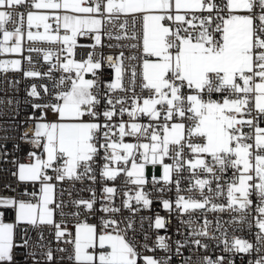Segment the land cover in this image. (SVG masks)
Segmentation results:
<instances>
[{"label":"snow or ice","instance_id":"obj_1","mask_svg":"<svg viewBox=\"0 0 264 264\" xmlns=\"http://www.w3.org/2000/svg\"><path fill=\"white\" fill-rule=\"evenodd\" d=\"M28 3L35 11L26 14L27 28L37 31H27V39L61 44L60 53L67 55L62 59L57 55V64L52 65L48 73L27 70L24 76L50 77L56 69L69 74L60 77L57 87L69 81L70 86L57 91L52 103L33 104V108L41 110L40 120L34 125L33 143L42 148L46 158L30 152L33 162L18 166V179L40 183L39 193L30 194L36 202L0 198V207L13 208L17 223L53 225L56 238H63L66 229L53 220L50 205L54 203V185L47 170L52 169L55 179L60 181L84 177L95 181L92 165L100 149H104L101 177L115 180L123 173L127 182L138 188L134 196L127 191L124 193L123 207L133 212L139 209L132 208V200L143 208L152 203L143 191L147 183L145 168L149 164L160 165L162 169L159 177H152L153 184L175 183L178 192L175 210L181 214L205 209L210 199L179 195L180 172L190 170L196 177L192 188L203 193L205 188L211 191L212 181L199 178L198 172L207 173L219 182L222 177L217 171L234 169L233 178L226 185L227 204L213 203L211 210L244 213L253 205L250 197L255 193L258 197L256 227L259 229L256 239L264 241V126H261L264 121V0H0V54L21 53L24 14L17 13L14 18L13 10ZM45 9L54 11H39ZM120 16L126 18L119 25L122 34L115 37L111 32L106 34L109 39L140 41L139 45L130 47H139L141 55L128 57L129 61L139 62L128 65H125L123 52L107 57L109 68L114 70V78L106 83L105 95L110 107L98 113L100 99L94 89L100 87L96 73L102 69L104 57L94 59L95 53L90 52L87 59L77 61L73 58L74 49L78 46L77 37L90 35L95 41L92 48L103 47L102 29ZM127 18H131V36L127 31ZM138 19L142 21L140 36L136 35ZM50 20L55 21V28ZM9 23L17 26L10 31L7 29ZM10 41H13L11 46ZM28 51H43L45 62H51L55 54L51 49L30 47ZM27 59L31 63V57ZM9 68L21 70V60L0 61V70ZM87 73L93 78H85ZM41 87L45 93L49 92L47 87ZM116 91L131 95L113 101L111 93ZM145 92L147 95H143ZM211 93L226 95L220 101L212 99ZM29 95L39 98L35 84ZM129 100L128 107L117 109V105ZM48 110L55 114L54 121L45 119ZM125 114L130 122L121 119L112 123L114 117ZM100 115L105 119L104 124L97 122ZM141 116L156 123L136 122ZM85 117L91 119L85 120ZM244 128L249 131L245 132ZM101 132L104 143L98 139ZM27 136L25 133L24 137ZM126 137H134L137 142H125ZM141 138L147 142H139ZM185 149L191 153L187 159ZM165 158L172 159L173 163H165ZM116 191L115 187H104V198L111 200ZM159 191L163 192L164 188ZM223 191L217 183L216 196ZM74 203L89 212L94 211L95 199ZM161 204L169 212L174 210L169 200H162ZM101 211L116 213L120 209L104 206ZM133 227L129 220L122 229L115 218L105 219L102 230L86 222L79 223L74 239L67 241L73 244L71 258L75 264H138V259L143 264H161L152 256H140L127 236V230ZM154 227L165 228L164 218L157 216ZM207 227L205 220L200 231L190 234L207 236ZM193 243L201 246L199 239ZM16 246L14 225L0 222V264H12ZM156 246L164 250L169 248L163 236H157ZM181 247L177 242V253ZM225 248L248 252L254 245L236 238L231 245L225 240ZM256 250L259 251L258 246ZM45 256L48 261L54 259L51 251ZM221 259L215 264H221ZM257 264H264V257Z\"/></svg>","mask_w":264,"mask_h":264},{"label":"built area","instance_id":"obj_2","mask_svg":"<svg viewBox=\"0 0 264 264\" xmlns=\"http://www.w3.org/2000/svg\"><path fill=\"white\" fill-rule=\"evenodd\" d=\"M31 4H25L18 9L13 10V16L16 17L17 13L24 14L23 31L25 33L22 39V51L19 53L21 60V70H12L9 68L7 71L0 70V197L10 198L15 200H36L30 195L33 192L39 193L40 183L20 181L18 179V165L21 162H32L33 158L29 156L30 152H36L42 157V148L33 143V131L35 120L40 119L41 110L33 108V104L52 103L55 100L57 91L66 90L70 86V81L66 82L64 86L57 87L58 81L61 76H68L69 74L63 73L59 70L53 69L51 76L42 75L40 77H25L24 71L35 70L42 74L48 73L50 67L57 64V55L61 59L66 53H60L63 47L61 44H51L48 42L36 41L32 42L27 39L26 33L28 30L26 24V14L32 11ZM199 15V13H197ZM207 15V13H204ZM124 16L119 19H114L111 23L106 24L101 32V41L103 47L97 46L95 49L91 47L95 43L92 36L77 37V47L74 49V59L77 61L85 60L90 52H94V59H99L101 55L104 57L102 69L96 73V78L100 81V87L94 89L98 95L100 103L97 105V112L102 113L106 108L110 107L107 104L108 97L105 95L107 92L106 83L114 78V70L109 68L107 57L109 55L116 56L121 52L124 53L125 65L129 63L137 64L138 61H129L128 57L136 55L140 56L141 51L138 48H132V44H140V41L133 39L116 40L109 39L106 33L111 32L113 37L121 35L122 30L119 25L125 20ZM128 19V35H132L131 18ZM52 27L55 28L54 20L49 21ZM17 25L9 23L8 30H13ZM33 30H37L33 28ZM40 30H43L42 28ZM39 30V31H40ZM142 31V21L137 20L136 35L140 36ZM63 30H61V34ZM1 40V35H0ZM13 41L9 42V46ZM111 45V47H109ZM117 45H124L119 47ZM40 48L42 50L51 49L55 54L51 62L43 60V51L29 52V48ZM28 57H31L29 63ZM10 60L9 54H0V61ZM74 76V73L72 74ZM89 79L93 76L88 73ZM127 78V77H126ZM36 85L40 93L39 98H34L29 95L32 85ZM48 88L49 92L45 93L44 88ZM188 91V90H185ZM137 92L139 88L137 87ZM131 93L116 91L111 93V98L115 101L117 98L130 96ZM147 95V92L143 93ZM226 93H211L212 99L222 101ZM208 98V94L205 95ZM131 101L129 100L124 105H117L120 107H128ZM46 120H55L56 116L51 110H48ZM85 120L91 119L85 117ZM130 122V118L125 114L123 117H114L112 123H118L120 120ZM100 124L105 123L102 115L98 117ZM138 123L149 124L156 123L150 121L147 117L141 116L137 119ZM264 121L261 122V125ZM245 132L249 131L248 128L243 129ZM28 133L27 138L24 134ZM99 142L104 143L103 132L100 133ZM115 139V137H114ZM125 142L136 143L134 137H126ZM139 142H147L143 138ZM191 156V153L185 149V158ZM211 162V158L207 157ZM165 163L172 164L173 160L165 158ZM105 163L104 149H100L99 155L95 158V163L92 165L95 181L84 177L80 180L55 179L56 173L49 169L47 174L52 176L51 183L54 185L53 200L54 203L50 205L53 209V220L55 224H60L62 229H66L65 236L61 239L56 238V228L53 225L39 224L33 226L26 223H17L14 215L13 208L0 207V219L10 220L14 225V242L17 245L13 249L12 264H55L57 262H70L74 263L71 258L73 256V244L67 241L73 240L75 237L76 224L80 221L90 222L95 225L98 230L103 229V221L105 219L115 218L120 221V227L126 228L129 220L133 222V229L127 230L128 239L136 246L137 252L141 257L152 256L154 259L160 261L162 264H207L212 261L213 264L217 259H221V264H255L261 257H264V241L258 242L256 237L259 229L256 227V219L258 213L255 211L258 197L253 193L250 199L253 205L244 213H239L232 210L226 211H212L211 204H227L226 185L233 178L234 169H227L225 172L217 175L222 179L217 182L212 176L207 173H197L199 178H207L212 181L209 191L208 188L201 190L192 188L195 183L196 177L193 176L190 170H184L178 174L180 181L179 195L185 197H192L194 199H201L202 196H207L210 203L205 209H198L192 212L181 214L175 210V200L178 195L175 183L169 185L153 184L152 177L161 175L162 169L160 165L153 166L147 165L145 168V177L147 183L143 186V191L148 194L151 200V205L148 208H143L141 205L136 204L135 200L131 201L132 208L139 209L138 211H131L123 207L125 199L124 193L127 191L130 195L134 196L138 188L135 185L127 182L125 174L121 173L115 180H105L101 177L100 172ZM115 167V165H113ZM185 169L187 166L185 165ZM177 174L174 173V177ZM217 183L224 189L222 195L216 196ZM115 187L116 194L111 199H105L103 193L104 187ZM163 187L164 191L159 189ZM189 189H192L189 191ZM95 199L94 211H87L83 206H77L74 202L78 200H92ZM162 200H169L173 203V211L165 210L161 204ZM59 205V207H56ZM111 206L119 208L120 211L116 213L103 212L102 207ZM164 218L165 228L156 229L154 227V220L156 216ZM208 221V235L197 236L190 233L200 231L204 221ZM191 221V223H189ZM111 231V229H108ZM264 235V234H262ZM157 236H163L168 243V250L158 248L156 246ZM236 238L246 240L248 243L253 244L254 248L248 252H238L234 249L227 251L225 248V240L231 245L232 241ZM199 239L201 246L193 243L194 240ZM177 242H180L182 247L177 253ZM147 245V248L145 247ZM206 245V247L204 246ZM259 247V251L256 250ZM61 249L63 251H61ZM51 251L54 259L48 261L45 253ZM97 251H99L97 249ZM138 264H143V261L138 259Z\"/></svg>","mask_w":264,"mask_h":264},{"label":"crops","instance_id":"obj_3","mask_svg":"<svg viewBox=\"0 0 264 264\" xmlns=\"http://www.w3.org/2000/svg\"><path fill=\"white\" fill-rule=\"evenodd\" d=\"M32 11H35V10H32ZM39 11H41V12H43V13H51V12H53L54 10H39ZM63 10H61V12H62ZM29 31V30H28ZM30 31H33V32H35V31H37V30H33V29H30ZM41 32L43 31V30H40ZM63 34V33H62ZM9 54V58H10V56H13V55H17L18 56V54H15V53H8ZM85 76H87V78L89 79V76H88V73L87 74H85ZM47 121H49V122H51V121H54V120H47ZM261 126H264V125H261ZM41 152H42V157L43 158H46V154H44L43 153V151L41 150ZM33 162V161H32ZM32 162H21L20 164H30V163H32ZM19 164V165H20ZM18 165V166H19ZM0 198H2V197H0ZM5 198H7V197H5ZM7 199H10V198H7ZM33 203H35V202H33ZM14 215H15V210H14ZM16 217V216H15ZM0 222H3V223H11L12 224V222L10 221V220H1L0 219ZM82 222H86V221H80V222H78L77 224H76V226L79 224V223H82ZM86 223H88V224H90V225H92L90 222H86ZM55 264H75V262L74 263H70V262H65V261H62V262H57V263H55Z\"/></svg>","mask_w":264,"mask_h":264},{"label":"rangeland","instance_id":"obj_4","mask_svg":"<svg viewBox=\"0 0 264 264\" xmlns=\"http://www.w3.org/2000/svg\"><path fill=\"white\" fill-rule=\"evenodd\" d=\"M1 40H2V35H1ZM16 59H19V60H20L19 55H18V56H17V55L10 56V60H16ZM85 78H87V76H85ZM39 120H40V119L35 120V124H36L37 122H39ZM129 167H130V165H129ZM157 216H159V215H157ZM157 216H156V217H157ZM161 264H162V263H161ZM255 264H257V262H255Z\"/></svg>","mask_w":264,"mask_h":264},{"label":"bare ground","instance_id":"obj_5","mask_svg":"<svg viewBox=\"0 0 264 264\" xmlns=\"http://www.w3.org/2000/svg\"><path fill=\"white\" fill-rule=\"evenodd\" d=\"M264 125V124H263Z\"/></svg>","mask_w":264,"mask_h":264}]
</instances>
